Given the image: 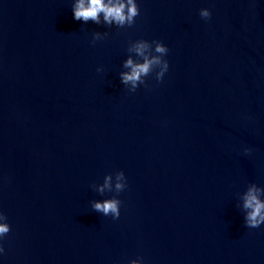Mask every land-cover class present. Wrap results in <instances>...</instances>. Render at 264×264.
Returning <instances> with one entry per match:
<instances>
[{
    "label": "water",
    "instance_id": "obj_1",
    "mask_svg": "<svg viewBox=\"0 0 264 264\" xmlns=\"http://www.w3.org/2000/svg\"><path fill=\"white\" fill-rule=\"evenodd\" d=\"M136 2L118 28L74 0H0V264H264L242 208L253 185L264 199V0ZM140 39L169 69L129 92ZM117 171L119 194L93 188ZM114 196L118 219L92 209Z\"/></svg>",
    "mask_w": 264,
    "mask_h": 264
},
{
    "label": "clouds",
    "instance_id": "obj_2",
    "mask_svg": "<svg viewBox=\"0 0 264 264\" xmlns=\"http://www.w3.org/2000/svg\"><path fill=\"white\" fill-rule=\"evenodd\" d=\"M74 19L87 23L92 21L99 25L101 16L104 24L108 26L115 25L118 28L132 27L135 24V18L140 15V8L136 0H74L72 5ZM199 15L204 20L211 19V11L208 8H202ZM108 33L94 32L92 43L106 37ZM129 51H134L139 58L136 62L132 58L124 61L123 67L130 71L121 72V83L128 87L129 92H135L139 85H146L145 78L155 72V79L158 83L163 82L165 73L169 69V63L165 59L168 54V47L161 41H147L144 39L134 41ZM97 68V71H102ZM130 85V86H129ZM245 153L251 151L244 149ZM127 187V178L123 171H117L114 174H108L104 177V184L100 187L93 185V188L104 193L105 188L109 192L114 191L119 194ZM242 208L244 210V222L248 228H258L264 224V199H261V190L255 185L249 188L243 195ZM122 201L116 196L101 201H93L92 209L95 212L102 213L104 216H111L113 219L120 217V206ZM11 226L8 223L7 216L0 212V240L7 236ZM5 249L0 244V254ZM130 264H143V257L133 259Z\"/></svg>",
    "mask_w": 264,
    "mask_h": 264
}]
</instances>
